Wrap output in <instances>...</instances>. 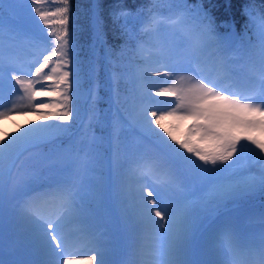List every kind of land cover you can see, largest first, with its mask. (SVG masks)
I'll use <instances>...</instances> for the list:
<instances>
[{
	"label": "snow or ice",
	"instance_id": "snow-or-ice-1",
	"mask_svg": "<svg viewBox=\"0 0 264 264\" xmlns=\"http://www.w3.org/2000/svg\"><path fill=\"white\" fill-rule=\"evenodd\" d=\"M41 2L32 0L37 5L36 16L45 30H53L42 33L37 25L36 32L41 35L31 36L35 45L42 44L49 50L47 55L41 53L43 59L31 75L51 82V87L47 91L36 90L31 88L29 80L26 90L32 93V100L53 97L54 101L35 103L40 121L7 139L0 138V264H60L61 261L77 264L72 256L66 255L70 237L64 228L82 213L85 180L97 163V137L93 134L77 140L74 127L81 118L82 97L85 107L90 105L93 114L86 128L91 129L103 119V109L98 107L101 97L96 82L97 65L77 51L70 0H62L63 7L54 11H42L38 7ZM4 8L5 0H0V77L15 71L3 59L5 33L15 44L27 30L23 25L6 24ZM169 9L171 15L160 20V26L151 32L159 57L155 63L165 71L149 66L145 59L139 79L172 77L179 72L190 75L181 77L184 81L181 87L163 88L146 96L138 119L147 134L157 140L148 163L156 173L167 177L169 188L179 191L170 193L174 203L169 206L165 199H157L156 192L141 185V199H147L138 218L142 225L155 226L158 242L151 262L144 259L141 248H135L121 264H194L188 255L201 224L205 220L210 224L230 201L258 191L264 193V139L257 138L264 137V16L253 40L231 31L222 32L220 29L231 26L227 22L217 24L202 3L173 0ZM125 14L126 10L121 9L117 18ZM94 36L96 43L106 46L99 17ZM128 38H133L130 33ZM122 54L123 51L116 55ZM112 57V49L107 47L109 63ZM204 64L217 69L220 78L204 75ZM12 80L25 87L26 82L18 75H12ZM110 80V99L113 105H118L121 74L113 73ZM152 95L167 98L175 107L167 112L155 110L152 106L160 101L152 100ZM42 109L50 111L41 112ZM165 119L173 122L162 123ZM151 125L161 129L176 147L160 137ZM244 143L254 145L262 155L236 168L234 158ZM110 145L111 170L116 172L122 149L118 128L113 127ZM252 167L259 169V175H248ZM23 197H27L24 211L16 214L11 202ZM35 201L59 204L61 211L54 219H48L33 209ZM222 239L224 243L218 246L217 259L212 264H235L233 257L237 250L254 257L251 264H264V235L258 246L242 243L230 228L225 229ZM93 243L96 255L87 256L82 264L94 261L105 264L102 246Z\"/></svg>",
	"mask_w": 264,
	"mask_h": 264
},
{
	"label": "rangeland",
	"instance_id": "rangeland-1",
	"mask_svg": "<svg viewBox=\"0 0 264 264\" xmlns=\"http://www.w3.org/2000/svg\"><path fill=\"white\" fill-rule=\"evenodd\" d=\"M4 9L5 11L3 14L5 17L6 24L23 25L25 27L28 26L29 29H31L34 32L33 35L34 34L41 35V33H37L36 30L32 27V25L29 24L27 20L19 14L20 9L17 7L16 3L12 5L8 1L5 0ZM162 19L164 18L156 17V16L146 19L147 21L146 28L148 29V33H149L148 39L151 42H153V46L138 44L136 47V60L137 61L135 62L133 67H131L128 73H123L124 80H127L129 83L128 92L133 94L137 98V100L131 103L130 102L127 103L125 107H120V105L119 106L113 105L110 99L111 93L109 89L111 86L110 77L112 76L113 73H115V71H110L107 73V79L109 83L108 95H109V100H110L108 103V108H110V110L114 112L117 126H120L122 128L126 127V129H128L129 141L128 143L122 142V149L120 153V166L116 172H113L111 170V164H110V155L112 151L111 145H110L111 134L110 133L107 134L105 138V143L107 146V156L103 160V163L101 164L96 163L94 170H92L89 173L87 179L85 180V191L83 193V200H84V203H86V200H89V198H94L95 201H101L102 199H105L107 201V206L110 207L112 215L115 219V228L117 230V235H116L117 244L116 245L111 244L110 233L106 229V226H105L107 221L109 220L108 215L105 214V209L103 210L98 206L99 209L94 210V209H89L88 207L84 206L82 213L83 214L87 213L91 215L93 217V221H95V225L99 228V229H95V232H96L95 237L100 238L99 245H101L102 248H104L103 250L104 251L106 250L105 252L109 255L108 264H115L116 262L119 261L121 256L126 255V257H129V255L134 251L135 248H141L143 250L144 259H146L148 256L153 258L152 253H149V252L155 249V246L157 243L151 242V238H154V240L158 242L157 235L155 236L148 235V229L146 231V228H145L148 226H151V227H155V226L149 225V224L142 225L138 218V213H143V209H144L143 207L145 206H143L142 209L140 207L133 211L131 209L125 210V208L129 207L130 205L125 204V203L120 204V200L117 195L120 193L121 189L123 190L130 189L129 184L127 185V183L124 182L123 170L125 169V167H127L128 163L132 161V158L134 156H138L139 154H151L152 153L151 149L157 147L156 137L150 134H147L145 126L143 125V122L141 120L139 121L138 117L134 116L136 112L143 110V106L142 107H139V106L141 104L144 105V97H141L140 95L143 94V92H145V94L147 95L146 90H149L150 88L151 89L158 88L160 86L161 87L163 86V88L181 87L184 84V81L181 80V77H186L190 75V73L188 72H179V73L174 74L170 78L168 76L165 77L164 75H161V76H156V77L149 76L147 81H141L139 79V69L145 66L144 64L145 59L149 61V66L153 68L159 67V64L155 63V61H157L159 57L155 51V42L152 39L151 32H152V29L160 26L159 21ZM259 27H260V17L255 18L252 21V24L249 25L248 31L241 33V35L250 37L251 39L255 40L256 34L259 31ZM43 32L45 31L42 30V33ZM25 36H26V31L21 33L22 38L15 44L21 43L19 45L21 46L24 43L23 37ZM4 44H6L4 46H6L7 48L11 46L13 47L14 45L8 40L7 32L5 33ZM202 68H203L204 75L208 76L210 79L220 78L219 71L217 69L212 68L209 64L202 65ZM216 72H218L219 74H216ZM12 75L14 74L9 73V76H8L9 79H5V81L10 82V80H12ZM20 79L26 82L25 87H22L21 85L16 84V82L12 80L14 81L13 82L14 84L12 85V88H11L14 91L15 96L19 97L18 102L15 100L14 102L13 101L14 98L8 96L9 100H12V101L9 104L8 108L5 110L4 114L6 113L7 114L6 115L3 114L4 116L0 115L1 117L0 118V127H1L0 128V138L7 139L11 137L13 134L14 135L17 134V131L22 130L23 127L30 126L31 123H26L27 122L26 120L28 116H30L28 121H31L32 117L35 116V114L34 116H33V113L31 114V112L29 111L30 109L27 111L25 109L26 107L28 108L27 104H28V97H29L30 91L26 90L27 81L23 78H20ZM18 88L25 89L26 90L25 92H27V95L26 96L21 95ZM45 98L46 100L43 101L44 103H48V102L51 103L50 101H54L53 97H45ZM152 100L154 101L163 100L162 103H158L152 106L154 107L155 110L160 111V112H167V111L172 110V108L170 107H168L167 110L165 109L166 108L165 106L174 104V103H168L167 98L155 97V99H152ZM2 101H3V98L0 97V103ZM35 113H36V116L38 117V120H40V116H38L40 115V113L37 111ZM24 114L27 116H25ZM123 119H126L127 122L123 121ZM133 119L135 120L132 122ZM82 122L80 124H82ZM161 122L165 124H169V123H172L173 121H171L170 119H165V120H162ZM151 127L155 130L156 133L159 134L160 137H162L165 141H167V143L171 144L173 147H176L173 144V142L166 136V134L163 133L161 129L156 128L155 125H151ZM257 138L264 139V137H260L259 135L257 136ZM25 155H28V154L26 153ZM184 155H188V154L184 153ZM192 159L195 160L196 158L192 157ZM252 159H255V157H253L250 154H243L242 156L237 155L234 158L233 166L236 168H240L241 166L245 164L246 161H251ZM248 175H251V176L259 175V169L257 167H252ZM117 185L119 187H117ZM20 199L21 198H17L11 202V209L14 213H16V206ZM157 199L160 200L158 196H157ZM166 202L168 203L169 206H172V204L174 203L172 199H167ZM225 213H226L225 209L219 210V213L216 217L220 218L219 220H222L221 218H227L228 215L225 216ZM204 230L205 231L208 230V227L205 226ZM257 232L260 235L264 234V229L263 230L257 229ZM156 234H157V231H156ZM205 238L206 237L204 235L197 236V233L195 234L193 238V241L191 243L190 250H189L188 259L193 261L194 264H199V263L212 264L211 256L207 255V249L205 246L206 245ZM217 238L221 240V237H217Z\"/></svg>",
	"mask_w": 264,
	"mask_h": 264
},
{
	"label": "trees",
	"instance_id": "trees-1",
	"mask_svg": "<svg viewBox=\"0 0 264 264\" xmlns=\"http://www.w3.org/2000/svg\"><path fill=\"white\" fill-rule=\"evenodd\" d=\"M10 4L16 3L20 9L19 14L27 20L29 24L36 30L37 25L45 32H51L53 29L45 27L39 21L35 13L37 5L32 4V0H6ZM217 1V2H216ZM173 0H70L71 13L73 18V26L76 28V39L78 41V49L81 57L86 58L90 62H95L98 68L97 83L99 85L98 94L101 99L98 101V107L103 109L101 114L103 119L99 124H93L91 129L86 128L88 119L92 116L89 110L90 105L85 107L84 98H81V118L76 122V131L78 133L75 139L80 137H91L93 134L97 137L96 161L101 164L106 158L107 147L105 145V137L113 127L120 130V138L124 143L129 141L128 129L117 126L114 112L108 108V79L107 73L115 71L121 74L120 80V106L125 107L127 103L134 101L135 97L128 92L129 83L124 80L123 73H128L135 64L136 47L138 44L153 46L148 37V29L146 28V19L153 16H161L166 18L171 15L169 5ZM213 4H212V3ZM216 2V3H215ZM188 3H202L207 7L211 14L215 17L217 24L227 22L231 26L230 29H220L222 32L231 31L241 34L248 31L249 25L255 18L264 16V0H188ZM215 3V4H214ZM42 11H54L56 8L63 7L62 0H42L38 5ZM121 9L126 10L127 14L119 15ZM5 11V9H4ZM99 17L104 34L106 35V46L102 47L95 41L96 19ZM254 18V19H253ZM33 20L36 24H33ZM26 23V24H28ZM247 26V27H246ZM26 34L33 35V31L26 27ZM132 35V39L128 38V34ZM111 47L113 52L112 63L106 58V48ZM123 51L122 56L116 55ZM92 83H89V87ZM110 114V115H109ZM84 119L82 124L81 121ZM95 119V117H93ZM163 135V133H162ZM250 154L256 156L262 155L254 145L244 143L241 147L239 156ZM255 154V155H254ZM199 163V161H197ZM241 204H257L264 205V193L259 191L247 197L237 200ZM106 209L108 221L106 223L110 231L111 243L117 244V230L115 228V219L107 201H95L94 198L86 200V205L94 204Z\"/></svg>",
	"mask_w": 264,
	"mask_h": 264
},
{
	"label": "bare ground",
	"instance_id": "bare-ground-1",
	"mask_svg": "<svg viewBox=\"0 0 264 264\" xmlns=\"http://www.w3.org/2000/svg\"><path fill=\"white\" fill-rule=\"evenodd\" d=\"M13 47H14V45H13ZM13 49H12V46L10 48H7L6 46H4V51H3L4 62L6 64L10 65L11 67H13L15 69V71L14 72L13 71H9L7 73H4L5 75L0 77V97L3 98V101L0 103V115L1 116L5 113V110L8 108L9 104L12 101V100H9L8 96L9 97H13L14 98L13 101L15 100L17 102H18V98H19V97L15 96L14 91L11 89V86L13 84L11 83L12 85L11 84L9 85V84L6 83L7 81H5V79H8L9 73L11 74V72L12 73L16 72V73L19 74L20 77H24L27 81L31 80L32 82H34L33 85H32L33 89L38 90V89L44 88V90L47 91L51 87V82L44 81L43 79L34 78L31 75V73L34 72L35 67L38 66V63L42 61L43 55H47L49 50H46L44 48L42 50H39V49L37 50L33 46L25 45V46H21L20 47V51L16 55H11L10 52ZM41 53H43V55H41ZM20 65H23V66L20 68L19 67ZM158 69L161 72H164V68L163 67L159 66ZM46 71H50V69H48ZM216 74H219V73L216 72ZM165 77H167V76H165ZM152 81H153V79H152ZM150 89L146 90L147 91V96L151 95L152 93H154L157 90L163 89V86L162 87L160 86L158 88H152L151 90ZM19 91H20L21 95H24L23 92L20 89H19ZM151 98L155 99V96L152 95ZM10 99H12V98H10ZM35 100H37V101H35ZM35 100H32L31 96L29 95L28 104H27L28 108L26 107L25 109H26V111L30 109L29 111L31 112V114L33 113V116H34V114H35V116L32 117L31 121H28V119L30 117V116H28V118L26 120L27 121L26 123H33V122L36 123V122L40 121V120H38V117L36 116V113H35L36 110L34 108H31V107L34 106L35 103L43 102L44 100H46V98L45 97H36ZM50 102H53V101H50ZM21 108H22V106H21ZM41 111L46 113V112H48L50 110L49 109H43ZM6 114H4V115H6ZM25 116H27V115H25ZM38 116H40V115H38ZM22 117H23V115H22ZM134 120L135 119H133L132 122ZM12 121H13V119H12ZM123 121L127 122L126 119H123ZM1 131H2V129H1ZM9 136H10V134H9ZM148 172L149 171L147 169L140 170V173H143V174H147ZM148 174H151V173L149 172ZM134 176L131 178L133 180L132 183L126 182L127 185L129 184L130 189L125 190L121 194V196L119 197V200L121 202H124L125 204L130 205L129 209H131L132 211L136 210L137 208H140V207L142 209V207L145 206L144 200L147 199V197H144V199H141V197L143 196V188L141 187V185H143L144 187L148 188L151 191L156 192L157 196L160 199H166V200L167 199H171L170 198V193L171 192L179 191V189L169 188L168 187L167 178L165 176H164V181L161 182L164 185H160V184H157L155 182H152V183H150L149 181L147 182L148 176H145V175L141 176V178H139V179H138V177H136V176L134 177ZM145 183H148V184H145ZM34 204L40 210H44L42 214L48 219H54L55 216L58 215L60 213V211H61L60 206L57 207L54 203H51L52 206H53V209L49 210V211L45 210V208H44V206H43V204L41 202L35 201ZM250 215L252 217H257V218L260 216L261 219L264 218V213H259V215H258V213L257 214L252 213ZM219 219L220 218L215 217V219H213L210 224L207 223V227L209 228V230H211L212 228L215 227L214 224L216 223V221H219ZM145 228H146V231L148 229V235H150V236L157 235L156 234L157 230H156L155 227L148 226V227H145ZM95 229H99V228L95 225V221H93V217L91 215L87 214V213L86 214L80 213L79 215L73 217L65 225L64 231L69 235V237H70L69 241L71 242V244L69 246L72 247V248L69 247L71 249H68V248L66 249V255L72 256L75 259V261L77 262V264H82V261L85 260L87 258V256H89V255H96L95 251L93 250L94 246H95L93 241H95L96 243L100 244L99 243L100 242V238H96L95 237V234H96ZM84 230H85V232H84ZM232 230H234V229H232ZM212 233L213 232L211 230L209 232V234H208V237ZM88 234H89V236H91L90 240L88 239ZM262 235H264V234H262ZM262 235L259 236V241H261ZM220 237H221V240H219V242L218 241L209 240L208 242H206V245H205L206 249H207V255L211 256L212 262L217 259L218 246L222 245L224 243L223 239H222V236H220ZM151 242L157 243L154 240V238H151ZM71 250L72 251L78 250V251L76 253H73V252L71 253ZM105 251H104V260H105V264H108L109 263V255ZM153 252H154V249H153V251H150L149 253H153ZM128 258H130V255H129V257H126V255L121 256L119 261L116 262V263L121 264L122 261H124V260H126ZM237 258H239L240 261H244L241 264H251L252 260L254 259V257L242 255L240 250H237V252L235 253V255L233 257L234 260L237 259ZM152 259L153 258L148 256L145 260L151 262ZM60 264H63V262L61 261ZM93 264H95V261L93 262Z\"/></svg>",
	"mask_w": 264,
	"mask_h": 264
}]
</instances>
